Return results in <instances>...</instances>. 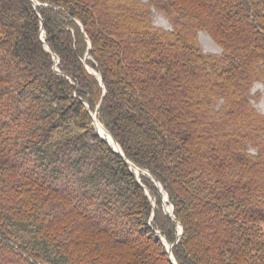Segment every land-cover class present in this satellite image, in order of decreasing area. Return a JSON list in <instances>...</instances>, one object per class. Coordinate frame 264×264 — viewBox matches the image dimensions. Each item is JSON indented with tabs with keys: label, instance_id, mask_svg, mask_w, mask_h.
Listing matches in <instances>:
<instances>
[{
	"label": "trees",
	"instance_id": "trees-1",
	"mask_svg": "<svg viewBox=\"0 0 264 264\" xmlns=\"http://www.w3.org/2000/svg\"><path fill=\"white\" fill-rule=\"evenodd\" d=\"M256 80L264 0H0V264H264Z\"/></svg>",
	"mask_w": 264,
	"mask_h": 264
},
{
	"label": "rangeland",
	"instance_id": "rangeland-1",
	"mask_svg": "<svg viewBox=\"0 0 264 264\" xmlns=\"http://www.w3.org/2000/svg\"><path fill=\"white\" fill-rule=\"evenodd\" d=\"M151 10H152L151 18H152V23L154 25L160 26L165 29L171 28V23L169 21V18L164 12L158 11L155 8H152ZM198 41L204 52L212 53V54H220L221 52L220 46L206 31L200 30L198 32ZM250 94H251L250 101L252 105L256 108V110L259 113L264 114V84L259 80L254 81L250 89ZM248 151H250L251 153H254L255 149L249 147ZM130 168L133 169L132 166ZM135 172L136 170L134 169V173ZM161 191H162L163 202H164L163 204H165L168 207H171L172 204L168 203L167 200L164 199L165 195L167 197L166 192H164L163 190ZM160 237H161L162 244L164 245L166 251L169 253L171 257V260L175 263L173 254L171 252L172 243H169L165 239L164 236L161 235ZM169 248L170 250H168Z\"/></svg>",
	"mask_w": 264,
	"mask_h": 264
},
{
	"label": "water",
	"instance_id": "water-1",
	"mask_svg": "<svg viewBox=\"0 0 264 264\" xmlns=\"http://www.w3.org/2000/svg\"><path fill=\"white\" fill-rule=\"evenodd\" d=\"M46 48H47L48 50H50V48H49L47 45H46ZM54 60H55V62L58 61L55 55H54ZM92 118H93L94 128L96 129V131H97V133L99 134V136H100L102 139L106 140V142L109 144V146H111V148H112L115 152H117V153H119L120 155L123 156V151H122L120 145H119V144L113 139V137L110 135V136L112 137V140L114 141V143L118 146V148L114 147L113 144H112L110 141H108V139H106L104 136H102V135L100 134V132L98 131V129H97V127H96V122H95V118H96V114H95V113L92 114ZM109 134H110V133H109ZM128 163L130 164V167L132 166V168H134V169L136 170V172H135V176H136V177H138L139 173L146 174V175L149 176V177L152 179V181H153V182L159 187V189H162V188H161V184H160V182H159L156 178H154L153 176H151L150 173H149L147 170L138 168L137 166H135L134 164H132L130 161H128ZM138 178H139V177H138ZM146 192H147V194L150 196V194H149V192H148L147 189H146ZM166 198H167V197H166V195H165V198H164V199L167 200ZM164 210H165L166 213H168L169 215L173 216V215H172V206H171L170 209H169V207L166 206V205L164 204ZM177 223H178V228H180L178 234H180V233L182 232V227H181V224H180L179 222H177ZM168 250H170V248H169Z\"/></svg>",
	"mask_w": 264,
	"mask_h": 264
},
{
	"label": "bare ground",
	"instance_id": "bare-ground-1",
	"mask_svg": "<svg viewBox=\"0 0 264 264\" xmlns=\"http://www.w3.org/2000/svg\"><path fill=\"white\" fill-rule=\"evenodd\" d=\"M97 118V117H96ZM99 121V120H98ZM102 125V124H101ZM103 126V125H102ZM104 127V126H103ZM104 129H105V127H104ZM106 130V129H105ZM107 131V130H106ZM107 133L109 134V132L107 131ZM101 134V133H100ZM102 135V134H101ZM110 135V134H109ZM103 136V135H102ZM105 137V136H104ZM111 137V136H110ZM111 139H112V137H111ZM109 141V140H108ZM112 144H113V146L114 147H116V148H118V146L114 143V141L112 140V141H110ZM170 209V208H169Z\"/></svg>",
	"mask_w": 264,
	"mask_h": 264
}]
</instances>
